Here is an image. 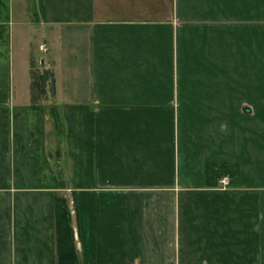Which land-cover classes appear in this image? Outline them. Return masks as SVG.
Masks as SVG:
<instances>
[{
    "label": "crops",
    "instance_id": "0c3cea01",
    "mask_svg": "<svg viewBox=\"0 0 264 264\" xmlns=\"http://www.w3.org/2000/svg\"><path fill=\"white\" fill-rule=\"evenodd\" d=\"M0 264H264V0H0Z\"/></svg>",
    "mask_w": 264,
    "mask_h": 264
},
{
    "label": "trees",
    "instance_id": "16d2710c",
    "mask_svg": "<svg viewBox=\"0 0 264 264\" xmlns=\"http://www.w3.org/2000/svg\"><path fill=\"white\" fill-rule=\"evenodd\" d=\"M46 74L47 73H45L44 71H41L40 73H38L37 76L35 75L34 72L31 73V77H32L31 86H32V89H34V91L39 92V93L41 92L46 93V91L48 90V88L46 89V85L44 84ZM206 167L209 168L208 165ZM213 167H214V170L212 168V165L210 164V170L215 176H217L219 173L220 174L226 173L229 176L237 173V170L234 164L219 163L217 165H214ZM59 201H60V204L58 203L59 205L58 208L56 204V214H58V216L56 215V226L58 228L57 237L59 239L58 240L59 241L58 251L67 255V254H70L71 251H73L70 245L71 232H70V227L68 224V216H67L64 202L62 201V199H60Z\"/></svg>",
    "mask_w": 264,
    "mask_h": 264
},
{
    "label": "rangeland",
    "instance_id": "374dc122",
    "mask_svg": "<svg viewBox=\"0 0 264 264\" xmlns=\"http://www.w3.org/2000/svg\"><path fill=\"white\" fill-rule=\"evenodd\" d=\"M17 4V3H16ZM27 5V4H26ZM15 7V6H14ZM27 7H29L30 8V4L29 5H27ZM16 27V26H15ZM29 40V39H28ZM36 49H37V47L35 48V47H33L32 48V50L34 51V53H36ZM26 61V60H25ZM24 62V61H23ZM22 62V63H23ZM32 69H34V71H35V75L37 76V74L40 72V69L38 68L39 67V64L37 63V61H35V63H33L32 64Z\"/></svg>",
    "mask_w": 264,
    "mask_h": 264
},
{
    "label": "built area",
    "instance_id": "2783aa9c",
    "mask_svg": "<svg viewBox=\"0 0 264 264\" xmlns=\"http://www.w3.org/2000/svg\"><path fill=\"white\" fill-rule=\"evenodd\" d=\"M219 181L222 186L228 185V179L226 177H221Z\"/></svg>",
    "mask_w": 264,
    "mask_h": 264
}]
</instances>
